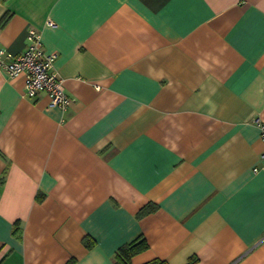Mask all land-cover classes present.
<instances>
[{
	"label": "crops",
	"instance_id": "crops-1",
	"mask_svg": "<svg viewBox=\"0 0 264 264\" xmlns=\"http://www.w3.org/2000/svg\"><path fill=\"white\" fill-rule=\"evenodd\" d=\"M30 28L72 100L0 70V264H264V0H0Z\"/></svg>",
	"mask_w": 264,
	"mask_h": 264
},
{
	"label": "built area",
	"instance_id": "built-area-1",
	"mask_svg": "<svg viewBox=\"0 0 264 264\" xmlns=\"http://www.w3.org/2000/svg\"><path fill=\"white\" fill-rule=\"evenodd\" d=\"M27 40L25 51L17 55L0 47V70L12 77L23 75L26 95L44 92L50 97L51 106L65 109L72 98L66 92L63 78L56 71L58 53L45 49L41 31L36 28L28 30ZM255 123L264 142V121L256 116Z\"/></svg>",
	"mask_w": 264,
	"mask_h": 264
},
{
	"label": "trees",
	"instance_id": "trees-1",
	"mask_svg": "<svg viewBox=\"0 0 264 264\" xmlns=\"http://www.w3.org/2000/svg\"><path fill=\"white\" fill-rule=\"evenodd\" d=\"M157 209L156 205L149 203L142 207L137 216L142 217L150 212H153ZM85 244L90 246L91 244L88 240H85ZM149 247V242L147 241L146 237L143 235L137 236L135 239L125 243L122 245L116 252L115 256V263L116 264H132L131 260L132 257ZM197 257L190 258L187 264H197ZM143 264H169L167 260L161 258H154L150 261H147Z\"/></svg>",
	"mask_w": 264,
	"mask_h": 264
}]
</instances>
